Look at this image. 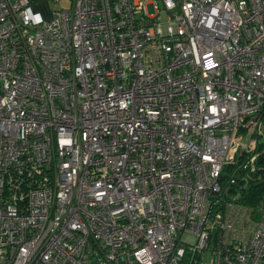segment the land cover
I'll return each mask as SVG.
<instances>
[{"label":"built area","instance_id":"obj_1","mask_svg":"<svg viewBox=\"0 0 264 264\" xmlns=\"http://www.w3.org/2000/svg\"><path fill=\"white\" fill-rule=\"evenodd\" d=\"M31 2L0 0V264H263L264 193L228 187L264 142V0Z\"/></svg>","mask_w":264,"mask_h":264},{"label":"trees","instance_id":"obj_2","mask_svg":"<svg viewBox=\"0 0 264 264\" xmlns=\"http://www.w3.org/2000/svg\"><path fill=\"white\" fill-rule=\"evenodd\" d=\"M262 130L264 133V125ZM256 149L258 153L254 158V171L244 180H241V174H239L236 178L237 182L228 187L237 194L238 201L249 205L256 203L264 193V145L259 144ZM223 171H227L226 165Z\"/></svg>","mask_w":264,"mask_h":264},{"label":"rangeland","instance_id":"obj_3","mask_svg":"<svg viewBox=\"0 0 264 264\" xmlns=\"http://www.w3.org/2000/svg\"><path fill=\"white\" fill-rule=\"evenodd\" d=\"M31 8L34 10H37L42 17L45 15H48L50 9L54 8L55 6H61V7H67L68 6V0H60V2L56 5H54L50 0H32L31 2ZM227 169L230 168L231 164H226ZM203 260H208V253H203Z\"/></svg>","mask_w":264,"mask_h":264},{"label":"bare ground","instance_id":"obj_4","mask_svg":"<svg viewBox=\"0 0 264 264\" xmlns=\"http://www.w3.org/2000/svg\"><path fill=\"white\" fill-rule=\"evenodd\" d=\"M260 144H261V145H264V142H262V143H260ZM258 145H259V144H258ZM258 145H257V146H258ZM257 146H256V147H257ZM255 151H256V155H257L258 150H257L256 148H255ZM256 155H255V156H256ZM254 158H255V157H254ZM253 163H254V159H253ZM225 165H226V164H225ZM225 165H224V167H225ZM231 166H232V165H231ZM231 166H230V167H231ZM224 167H223V169H224ZM222 171H223V170H222ZM239 202H240V201H239ZM248 205H249V204H248ZM263 264H264V261H263Z\"/></svg>","mask_w":264,"mask_h":264}]
</instances>
